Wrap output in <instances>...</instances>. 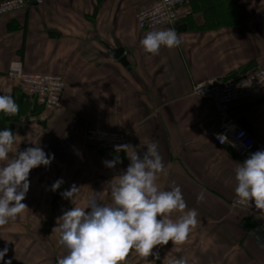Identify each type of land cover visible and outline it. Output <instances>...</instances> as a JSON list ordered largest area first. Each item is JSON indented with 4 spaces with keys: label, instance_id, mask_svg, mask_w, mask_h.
Instances as JSON below:
<instances>
[{
    "label": "crops",
    "instance_id": "obj_1",
    "mask_svg": "<svg viewBox=\"0 0 264 264\" xmlns=\"http://www.w3.org/2000/svg\"><path fill=\"white\" fill-rule=\"evenodd\" d=\"M153 2L43 0L37 6L31 1L24 10L0 16V95L11 94L19 105L16 115L0 113V131L7 127L16 134L9 160L17 150L38 145L54 155L49 166L30 171L22 201L28 208L0 226V250L8 248L5 261L57 264L67 255L53 230L57 218L74 206L85 207L95 192L100 202L111 204L109 182L130 161L124 152L86 146L83 133L91 127L126 131L127 144L141 155L156 142L167 172L159 176V188L179 186L184 211L197 212L185 240L156 246L159 259L149 261L264 264V220L233 204L235 169L264 150V86L229 105V113L256 141L245 156L214 140L219 115L209 99L192 92L199 80L264 68V0H185L172 26L141 29L135 13ZM167 28L177 31L180 46L146 53L140 44L144 36ZM117 49L125 63L113 53ZM14 60L26 72L63 78L60 108L44 111L20 93L23 89L6 76ZM117 156L121 163L105 165ZM7 163L0 161V167ZM58 180L63 183L52 191ZM73 184L80 187L75 205L61 195ZM181 215L173 211L169 218ZM125 264L147 261L133 249Z\"/></svg>",
    "mask_w": 264,
    "mask_h": 264
},
{
    "label": "clouds",
    "instance_id": "obj_2",
    "mask_svg": "<svg viewBox=\"0 0 264 264\" xmlns=\"http://www.w3.org/2000/svg\"><path fill=\"white\" fill-rule=\"evenodd\" d=\"M181 43L174 28L149 31L140 41L144 51L152 55H158L161 46L172 49ZM16 65L14 61L13 67ZM251 79L239 86H251ZM18 112L19 105L11 94L0 95V113L12 116ZM15 137L7 127L0 131V161H8L0 167V226L15 220L28 208L22 201L29 191L30 171L41 165L47 167L54 159V155L46 154L38 145L17 150L9 160ZM221 142L227 143V138H221ZM135 149L129 144L116 146V151L124 152L130 164L116 176L115 182H109L111 204L100 202V192H95L85 207L74 206L57 218V227L53 230L59 233L58 242L67 250V255L58 258L57 264H125L133 249L147 264H155V259H159L158 253L153 252L156 246L184 241L190 226L196 224V210L184 211L187 205L181 188L173 185L171 190L164 191L157 184L159 176L167 174L157 143L148 144L142 155ZM121 162L117 156L104 163L114 168ZM235 179L237 202L249 207L254 202L259 218L264 219V150L251 153L235 169ZM62 183V180L56 181L52 191ZM79 191L80 187L73 184L61 195L75 205ZM197 199L203 197L198 195ZM173 211L183 215L173 221L169 218ZM7 252V247L0 250V261L12 264L10 259L4 260ZM150 256L155 259L149 261ZM173 264H186V261L179 259Z\"/></svg>",
    "mask_w": 264,
    "mask_h": 264
},
{
    "label": "built area",
    "instance_id": "obj_3",
    "mask_svg": "<svg viewBox=\"0 0 264 264\" xmlns=\"http://www.w3.org/2000/svg\"><path fill=\"white\" fill-rule=\"evenodd\" d=\"M31 1L37 6L43 2V0H0V16L24 10ZM184 2L185 0H154L150 6L141 8L135 13L137 25L144 30H153L161 25L172 26L177 21V8ZM14 61L17 62L16 67H13ZM14 61L10 63L6 76L20 86L44 111L60 108L64 88L63 78L58 74L26 72L19 60ZM249 78H252L251 86H239L242 81ZM262 86H264L262 67L250 68L225 80L217 78L199 80L192 86L193 94L209 99L219 115L214 140L218 144H224L221 138L226 137L228 141L226 144L238 156H245L251 152L256 141L251 133L229 113V105L243 96L253 94ZM83 142L86 146L120 154V151H116V146L127 144V132L87 127L83 133ZM237 201L238 198L234 193V206L247 209L259 217V210L255 208L254 202H250L249 207Z\"/></svg>",
    "mask_w": 264,
    "mask_h": 264
},
{
    "label": "water",
    "instance_id": "obj_4",
    "mask_svg": "<svg viewBox=\"0 0 264 264\" xmlns=\"http://www.w3.org/2000/svg\"><path fill=\"white\" fill-rule=\"evenodd\" d=\"M122 49H117L115 52V56L119 57L121 63H125V57L121 56Z\"/></svg>",
    "mask_w": 264,
    "mask_h": 264
},
{
    "label": "rangeland",
    "instance_id": "obj_5",
    "mask_svg": "<svg viewBox=\"0 0 264 264\" xmlns=\"http://www.w3.org/2000/svg\"><path fill=\"white\" fill-rule=\"evenodd\" d=\"M19 91H20V93L22 94L23 92L19 89ZM27 97V96H26ZM31 111V110H30ZM32 112V111H31ZM25 117H27V116H24L23 117V120H25ZM20 119H22L21 117H20Z\"/></svg>",
    "mask_w": 264,
    "mask_h": 264
},
{
    "label": "trees",
    "instance_id": "obj_6",
    "mask_svg": "<svg viewBox=\"0 0 264 264\" xmlns=\"http://www.w3.org/2000/svg\"><path fill=\"white\" fill-rule=\"evenodd\" d=\"M27 97H29L25 92H23ZM34 102H35V100H34ZM36 103V102H35ZM37 104V103H36ZM39 107H41L40 105H39ZM98 149H101V148H98Z\"/></svg>",
    "mask_w": 264,
    "mask_h": 264
}]
</instances>
